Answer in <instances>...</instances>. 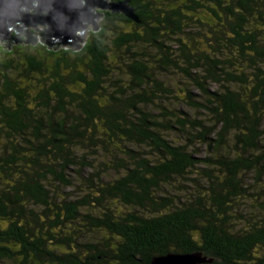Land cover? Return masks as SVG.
I'll return each instance as SVG.
<instances>
[{
  "label": "trees",
  "instance_id": "1",
  "mask_svg": "<svg viewBox=\"0 0 264 264\" xmlns=\"http://www.w3.org/2000/svg\"><path fill=\"white\" fill-rule=\"evenodd\" d=\"M109 1L137 21L106 12L78 51L0 46V260L264 264V0ZM170 69L195 92L174 97Z\"/></svg>",
  "mask_w": 264,
  "mask_h": 264
},
{
  "label": "water",
  "instance_id": "2",
  "mask_svg": "<svg viewBox=\"0 0 264 264\" xmlns=\"http://www.w3.org/2000/svg\"><path fill=\"white\" fill-rule=\"evenodd\" d=\"M128 1L110 2L108 0H0V43H21L36 45L40 43L48 49L69 47L78 51L82 46L85 31L91 27L93 32L99 30L96 21L106 12L121 14L128 20L137 21ZM43 26L40 40L29 32L30 27ZM23 35L22 41L9 32ZM35 35V37H31ZM18 36V35H17ZM85 42V41H84ZM5 47H7L5 45ZM10 48V47H9ZM204 259L193 255L167 254L153 259L152 264H202Z\"/></svg>",
  "mask_w": 264,
  "mask_h": 264
},
{
  "label": "rangeland",
  "instance_id": "3",
  "mask_svg": "<svg viewBox=\"0 0 264 264\" xmlns=\"http://www.w3.org/2000/svg\"><path fill=\"white\" fill-rule=\"evenodd\" d=\"M100 20L101 19H98L96 21V23L99 24ZM44 29L45 28L43 26H37L36 30H38V31H35V28H33V27H30L28 29V31L29 32L32 31L33 32L32 34H35L36 37H37L36 40L39 41L40 40V36H38V35L41 34L40 31H43ZM88 31H91V27H89L85 31V33H87V34H85L83 36V39H82L83 41L78 42V45L83 46V44L85 43L84 41L88 37ZM10 35L15 37V38H17L20 41H22V39L23 40L26 39L23 35L15 33L14 30H11L9 32V37H10ZM35 35H31V37H35ZM18 44L26 45L23 42L16 43V44H13V45H18ZM38 44H40V43H37L36 45H38ZM36 45H34V46H36ZM40 45H42V44H40ZM0 46L3 47V48H7V47H5V42H3V41H1ZM57 49H59V48H57ZM30 51H31V53L33 55L36 56V58L38 60L44 61L45 65L47 67H50V66L52 67V65H53L52 58H49V56L47 54H45L44 51L40 47L32 49ZM139 52H141V54L144 53V54H148V55H155V50H153L152 48L147 47L144 44H141V46L139 48ZM110 61L114 64V66H117V68H121L122 71L125 69L124 66L122 65V62L120 60H118L113 53L110 55ZM13 66L15 67V71H16L15 75H14V78H15L16 74H18L17 72L21 73V72L24 71V69H26V67H28V63L23 58H19V59L15 58V60L13 62ZM48 69H50V68H48ZM173 70H175V69H170L169 72H167L165 74L164 78H161L162 83L164 85L166 84V86H168L170 89L173 90V96L174 97H177V96L178 97H182L185 87H188V90L191 91L192 93H194L195 91L191 89L190 85L186 84L187 81L185 79H183V77L180 76V74L178 72L173 71ZM117 73H120V72L117 70ZM161 73H164V72H161ZM44 76H45V78L47 77V80L50 79V78H53L52 77V73H48V72L45 73ZM114 79L115 80H121L122 81L121 83L123 84V80L124 79L122 77L115 76ZM0 83H1V80H0ZM212 90H214V88ZM180 103L181 102H179L177 99L171 97V98H169L167 100L165 99L163 102H161L159 104H161L162 106H165L166 108H168L170 110L172 108H176V109L180 108V109H182L184 112H186L187 114H189L192 117H197V118H201V119L205 117L202 114L195 113V112L187 109L186 107L182 106ZM157 104H158V102H157ZM152 109H154V108H152ZM157 113H158V111L156 109H154L153 114L157 115ZM197 148L199 149L198 154H197V158H201V157L209 155V152L206 150V148L201 147V146H199ZM68 174L71 175V176H74L73 171L68 172ZM250 180L252 181L253 179H250ZM251 181L247 184V186H249V188H252ZM75 183L77 184V182H75ZM182 185H183L182 193H180V192L175 193L177 196H179V198L180 197H184L183 192L185 194H188V192L194 193V189L191 187V182L190 181H187V180L186 181H182ZM250 192H252V190H250ZM59 196H62V198H64V199L66 197H69L68 200H75V199H77V198H79L81 196V193L79 192V188H77V187H75V188H73V187L72 188H61V191H59ZM247 199H248V197H245L244 204L246 205L247 208L251 209L253 207L252 206L253 203L252 202L247 203ZM0 264H13V263H10V262H8L6 260H0Z\"/></svg>",
  "mask_w": 264,
  "mask_h": 264
}]
</instances>
